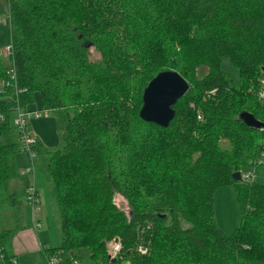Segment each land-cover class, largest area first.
<instances>
[{"label": "trees", "instance_id": "obj_1", "mask_svg": "<svg viewBox=\"0 0 264 264\" xmlns=\"http://www.w3.org/2000/svg\"><path fill=\"white\" fill-rule=\"evenodd\" d=\"M7 5L16 77L0 57V264L15 257L11 238L26 225V194L10 187L23 173L15 86L22 106L38 90L44 108L64 111L62 145L49 148L37 138L34 149L48 213L61 232L57 246L43 243L47 257L60 248L74 256L85 246L88 264H264V182L232 176L264 163V127L240 116L248 111L264 122L257 97L264 88V0ZM170 68L189 87L164 126L139 110L148 81ZM222 184H233L241 209L231 233L214 212ZM114 240L120 249L111 256Z\"/></svg>", "mask_w": 264, "mask_h": 264}, {"label": "rangeland", "instance_id": "obj_2", "mask_svg": "<svg viewBox=\"0 0 264 264\" xmlns=\"http://www.w3.org/2000/svg\"><path fill=\"white\" fill-rule=\"evenodd\" d=\"M9 0H0V57L6 62L13 63V55L9 57L3 52V46L9 41V19L7 17V3ZM97 55V53H95ZM222 68L225 69L228 76L233 79H237L238 72L237 69L230 64L227 58H222L221 60ZM173 69V68H170ZM176 70V69H175ZM1 86V80H0ZM28 110L40 111L42 114L36 118L30 116L29 128L31 133L35 135L41 143L49 148H57L62 145L61 133L64 128V111L61 108L46 109L43 107L40 93L38 90H34L32 93V100L29 101L26 106ZM33 163V171H24L13 180V184L10 185L11 188L18 187L25 194L27 193V184L34 182L39 189L40 193V208L36 212V221L40 220V225H31L30 229L34 233H37L42 238L44 242L50 243L52 246H57L61 240V232L56 228V226L51 222V215L48 213L47 200L45 195V189L43 188L45 184V176L42 175V171H39L37 166V157L33 156L30 161V156L26 151H21L17 155V164L21 170ZM242 174L245 176V172L251 174L249 180H256L264 182V163H256L248 165L242 168ZM43 186V187H42ZM26 198V197H25ZM24 198V199H25ZM115 201L123 206V209L127 210V206H124V200L120 195L115 196ZM25 210L29 212L27 208L26 200H24ZM214 212L218 226L225 233H231L236 225L239 224L241 218V209L235 195V189L233 184H222L216 187L214 191ZM26 225L29 226L30 220H26ZM21 229V228H20ZM19 229L15 232V237H17ZM14 236V235H13ZM13 237L10 241V249ZM43 241L39 242L36 249H31L28 252L21 253L20 256L24 260H29L30 263L40 262V264H50L48 257L45 255L43 249L41 248ZM58 261L55 264H60V261L66 262L70 260V264H73L75 257L77 258L78 264H88L89 262V250L85 246L76 248L74 256L70 254V250L66 248H60L57 251ZM19 254V253H18ZM17 254V255H18ZM33 257V258H32ZM21 264V261H20Z\"/></svg>", "mask_w": 264, "mask_h": 264}, {"label": "water", "instance_id": "obj_3", "mask_svg": "<svg viewBox=\"0 0 264 264\" xmlns=\"http://www.w3.org/2000/svg\"><path fill=\"white\" fill-rule=\"evenodd\" d=\"M189 87L188 80L175 69H165L157 72L144 87L140 116L147 121L160 125H168L175 113L173 104ZM240 116L252 126L264 127V122L257 119L251 112L241 111ZM236 179H241L240 170L232 173ZM71 254L73 251L70 252Z\"/></svg>", "mask_w": 264, "mask_h": 264}, {"label": "built area", "instance_id": "obj_4", "mask_svg": "<svg viewBox=\"0 0 264 264\" xmlns=\"http://www.w3.org/2000/svg\"><path fill=\"white\" fill-rule=\"evenodd\" d=\"M8 17V13H7ZM3 52L8 55L9 57L12 56L13 54V45L10 42V40L3 46ZM10 75L12 79H15L16 77V71L14 69V64L12 63V67L10 69ZM2 83V81H1ZM19 91V88L15 86V94L13 97L14 100V117H13V122L15 125L16 132L18 133L19 139L21 140L23 144V149L26 151L29 156H30V161L33 156H36L35 153V145L37 142V137L31 133V130L29 128V121H30V116L33 118H36L40 116L42 113L40 111L36 110H28L26 107L22 106L19 98L17 96V93ZM257 97L260 100L264 101V88L259 89L257 93ZM2 115L0 114V117ZM263 144H264V139H263ZM35 149V150H34ZM24 171H33V163L30 162L29 165H27ZM243 175V174H242ZM251 174L248 172H245V177H250ZM26 199L28 205L31 207L32 214H33V223L34 226L40 225V220L36 221V212L40 208V194L37 190V186L35 185L34 182H31L28 185V190L26 193ZM120 249V244L118 241H113L111 243V256H114L118 250ZM50 264H55L58 261L57 255L56 254H51L48 257ZM17 262L16 257H13L11 262L8 264H15ZM73 264H78L76 259L73 260Z\"/></svg>", "mask_w": 264, "mask_h": 264}, {"label": "crops", "instance_id": "obj_5", "mask_svg": "<svg viewBox=\"0 0 264 264\" xmlns=\"http://www.w3.org/2000/svg\"><path fill=\"white\" fill-rule=\"evenodd\" d=\"M27 208L29 209V212L27 213L26 212L27 210H25L24 219H25V221L30 220V223H28L29 226L19 229V233H18L16 238H14L15 234H14V236H12L13 241L11 243V248H13L14 250L10 249V251H11V253H13L15 255V257L17 259V264H20V261H21V264H32V263H30L29 260H25V259L23 260L22 257H25V256L21 257L20 254L24 253V252H28L31 249H36V247L39 245V242L43 241L42 238L39 236V234L36 233L34 235L32 230L30 229L31 225L34 226L33 214H32L31 207L28 204H27ZM34 230H35V226H34ZM41 248L43 249V251L46 255V252L43 248V244H42ZM75 259L77 261L76 257H75ZM33 264H40V262H34Z\"/></svg>", "mask_w": 264, "mask_h": 264}]
</instances>
